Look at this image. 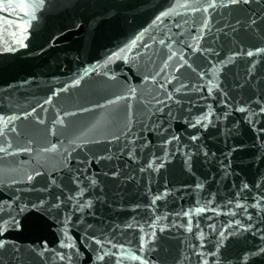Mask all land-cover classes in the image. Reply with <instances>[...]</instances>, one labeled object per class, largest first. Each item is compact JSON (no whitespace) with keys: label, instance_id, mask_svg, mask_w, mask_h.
Segmentation results:
<instances>
[{"label":"water","instance_id":"1","mask_svg":"<svg viewBox=\"0 0 264 264\" xmlns=\"http://www.w3.org/2000/svg\"><path fill=\"white\" fill-rule=\"evenodd\" d=\"M0 264H264V0H0Z\"/></svg>","mask_w":264,"mask_h":264}]
</instances>
